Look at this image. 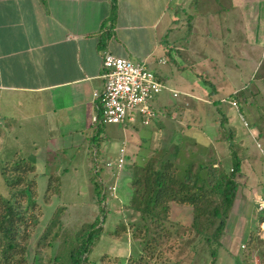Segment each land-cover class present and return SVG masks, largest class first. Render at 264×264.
Returning a JSON list of instances; mask_svg holds the SVG:
<instances>
[{
    "label": "crops",
    "instance_id": "1",
    "mask_svg": "<svg viewBox=\"0 0 264 264\" xmlns=\"http://www.w3.org/2000/svg\"><path fill=\"white\" fill-rule=\"evenodd\" d=\"M111 5V0H0V129L13 127L14 154L33 165L29 178L36 188L38 179L46 187L48 178L61 181L83 170L80 149L99 142L101 129L92 118L98 115L94 94L103 89L102 52L143 63L162 84L161 92L166 89L174 98L177 91L166 83L175 69L180 78L188 72L202 88L197 91L182 79L184 97L218 107L224 102L241 117L246 105L254 109L251 114L264 111V0H114L113 10ZM178 28L184 35L179 41ZM233 58L238 63L230 65ZM167 62L172 66L165 71ZM227 64L234 66V75H241L245 64L248 78L257 79L251 91L244 86L218 100L221 86L212 79L228 78ZM237 97L244 99L241 105ZM253 98L262 101L256 105ZM231 99L235 107L227 102ZM154 121L122 126L129 135L114 174L104 173L111 184L103 190L113 185L115 191L130 180L131 173L121 171L125 156L135 150L130 130L157 126L159 120ZM214 141L207 147L220 154Z\"/></svg>",
    "mask_w": 264,
    "mask_h": 264
},
{
    "label": "rangeland",
    "instance_id": "2",
    "mask_svg": "<svg viewBox=\"0 0 264 264\" xmlns=\"http://www.w3.org/2000/svg\"><path fill=\"white\" fill-rule=\"evenodd\" d=\"M178 31L179 41L184 35L183 30L181 32L178 28ZM235 62L238 63L234 58L228 61L230 65ZM229 64L226 68L231 73L228 78L212 79L221 86L220 92H217L218 100L227 98L233 91L244 86H248L251 91L257 79L248 78L249 69L245 64L242 74L235 76L234 66L229 67ZM171 66L167 62L163 68L168 71ZM173 72V78H169L166 85L169 83L177 91V96L174 98L166 89L163 90L151 102V107L156 112L155 121L159 120V124L155 126L152 122L148 127L138 129V132L130 130V147L135 150L131 152L132 159L125 156L123 166L126 167L121 171L126 172L127 169L131 173L134 165H143L150 158L155 160L156 166L164 162L173 163L179 175L186 167H190L193 174L198 164H203L205 170L200 174L207 182L212 183L218 174L229 173L230 158L235 154L239 161V171L234 178L237 187L219 243L209 244L203 236L192 230L190 208H180L179 211L173 208L176 206L174 203H170L165 223L169 236L165 233L158 238L160 232L151 227L147 246L139 213L128 207L131 198V187H126L128 178L124 179L120 189L114 191L111 185L109 191L102 190L103 203H96L88 178L102 181L104 188L111 184L104 177V173L108 170L114 174L121 143L129 135V131L121 125H102L99 142L97 139L93 140L91 144L89 142L80 149L79 155L85 160L81 164L82 167L85 166L84 169L78 170L74 175L62 176L58 197L52 196L53 198L48 199L51 202L45 204V180H37L35 202L41 212L37 214L38 222L30 230L26 242L27 264H56L53 259L63 251L65 243L85 230L88 224L100 222L101 219V233L87 256L89 264H125L129 256L131 263L134 261L133 264H264V229L260 225L264 222V217L256 212V200L264 199V111L254 115L250 108L254 109L246 105L241 110V117L224 102L223 106L218 107L184 97L180 94L183 89L181 80H188L196 90L202 92L199 80L192 78L188 72L183 78L175 75V69ZM253 99L256 105L262 101L257 99L256 102ZM236 100L240 105L244 102L243 98L237 97ZM162 106L168 107H164L161 114H158L157 111ZM225 116H228L230 125L228 127L224 123L225 127L220 130V121L223 119L227 122ZM240 118L246 123V127ZM227 137L229 138L226 139ZM210 140L220 144V154L207 147ZM14 143L13 127L8 130L0 129V195L3 197H8V192L2 172L9 171L17 158L14 154ZM106 163L110 164V169L105 168ZM219 201V198L211 196L208 209ZM25 204L26 202L21 203L22 209ZM57 206L62 208L59 223L57 222L59 225L56 223L49 227V232L43 238L41 235L44 227ZM216 223L217 220L207 233H212ZM53 233L56 234L54 237ZM211 252H214V257ZM138 257L141 258L140 262H137Z\"/></svg>",
    "mask_w": 264,
    "mask_h": 264
},
{
    "label": "trees",
    "instance_id": "3",
    "mask_svg": "<svg viewBox=\"0 0 264 264\" xmlns=\"http://www.w3.org/2000/svg\"><path fill=\"white\" fill-rule=\"evenodd\" d=\"M111 1L113 10L114 0ZM224 123L225 120L222 119L219 124L220 130ZM97 125L100 128V124ZM230 159L229 173L218 174L212 183L207 182L206 178L201 175L205 170L203 164H198L193 174L190 171L191 168L186 167L181 171V175L176 173L173 163L164 162L156 166L152 158L143 165L136 164L132 167L131 198L128 207L139 213V218L144 225L143 235L146 236L147 246H149L148 237L151 227L160 232L157 235L158 238L164 236L165 233L167 237L169 236L165 223L168 219L170 203L190 208L192 230L203 236L209 244L219 243L224 221L233 203L237 187L234 178L239 171V161L235 154H232ZM33 172V165L20 157L14 160L9 171L3 170L2 172L8 197L0 195V264H27L25 260L26 242L30 230L38 222L37 214L41 212L35 202V182L29 178ZM59 181V178L54 177L47 179L43 192L45 204L51 196L59 194ZM88 181L92 184L96 203H103L102 183L90 177ZM211 196L219 198L220 201L209 210ZM22 202H26L24 209L21 208ZM61 209L59 206L55 207L41 237L44 238L49 232V227L58 222ZM215 220L217 223L212 233H207ZM99 224H102V219L100 222L88 224L85 230L66 242L63 251L54 257L53 262L56 264H89L87 256L101 233ZM55 235L53 233L52 237ZM211 256L214 257V252H211ZM129 257L125 264L134 263V261L131 263ZM138 259L137 262H140L141 258L138 257Z\"/></svg>",
    "mask_w": 264,
    "mask_h": 264
},
{
    "label": "built area",
    "instance_id": "4",
    "mask_svg": "<svg viewBox=\"0 0 264 264\" xmlns=\"http://www.w3.org/2000/svg\"><path fill=\"white\" fill-rule=\"evenodd\" d=\"M101 68L103 89L100 94H94L99 103L98 115L92 118V123L125 126L138 122L148 125L155 118L151 102L163 89L155 75L143 63H134L108 52L101 54ZM227 102L236 106L235 101ZM256 212L264 217V199L256 200ZM263 224L260 223L262 229Z\"/></svg>",
    "mask_w": 264,
    "mask_h": 264
}]
</instances>
